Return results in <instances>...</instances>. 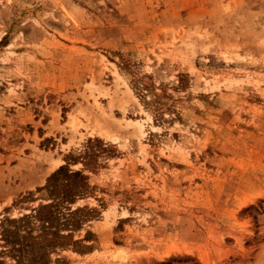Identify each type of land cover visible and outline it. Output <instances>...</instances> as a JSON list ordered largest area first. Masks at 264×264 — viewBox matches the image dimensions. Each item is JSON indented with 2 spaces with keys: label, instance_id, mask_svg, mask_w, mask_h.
Returning <instances> with one entry per match:
<instances>
[{
  "label": "rangeland",
  "instance_id": "obj_1",
  "mask_svg": "<svg viewBox=\"0 0 264 264\" xmlns=\"http://www.w3.org/2000/svg\"><path fill=\"white\" fill-rule=\"evenodd\" d=\"M71 155L50 264H264V0H0V220Z\"/></svg>",
  "mask_w": 264,
  "mask_h": 264
},
{
  "label": "trees",
  "instance_id": "obj_2",
  "mask_svg": "<svg viewBox=\"0 0 264 264\" xmlns=\"http://www.w3.org/2000/svg\"><path fill=\"white\" fill-rule=\"evenodd\" d=\"M85 155L88 158L93 156L90 151H86ZM79 162L74 155L69 156L67 164L53 173L41 189L52 203L41 205L34 215L0 220L1 240L5 245L0 247V255H8L15 264H50L53 251L67 249L71 245L82 247L80 241H73L72 232L82 226L81 215H90L91 212L80 208L73 211L71 208L89 190L88 178L81 171L70 169L71 164ZM63 205L69 206L65 209L67 215L62 212ZM62 228L69 233L64 235L66 230ZM0 264L6 263L1 259Z\"/></svg>",
  "mask_w": 264,
  "mask_h": 264
}]
</instances>
